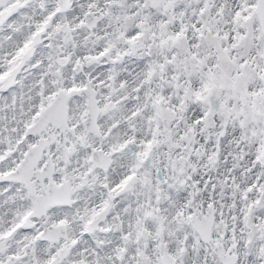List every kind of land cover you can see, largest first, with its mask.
<instances>
[{"label": "snow or ice", "instance_id": "obj_1", "mask_svg": "<svg viewBox=\"0 0 264 264\" xmlns=\"http://www.w3.org/2000/svg\"><path fill=\"white\" fill-rule=\"evenodd\" d=\"M0 264H264V0H0Z\"/></svg>", "mask_w": 264, "mask_h": 264}]
</instances>
